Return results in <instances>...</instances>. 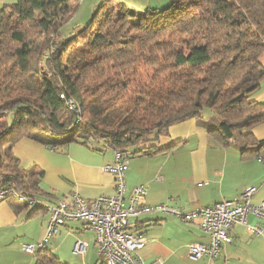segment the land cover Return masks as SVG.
Returning <instances> with one entry per match:
<instances>
[{
	"label": "trees",
	"instance_id": "16d2710c",
	"mask_svg": "<svg viewBox=\"0 0 264 264\" xmlns=\"http://www.w3.org/2000/svg\"><path fill=\"white\" fill-rule=\"evenodd\" d=\"M78 6L15 0L0 8V192L46 202L34 197L40 171L23 169L12 151L23 138L150 156L169 147L148 143L204 108L212 116L199 125L242 152L254 145L264 162V139L250 132L264 120V104L250 100L264 77V0H171L143 12L104 0L64 34ZM0 198L15 210L29 205ZM34 257L72 264L48 246Z\"/></svg>",
	"mask_w": 264,
	"mask_h": 264
},
{
	"label": "crops",
	"instance_id": "0c3cea01",
	"mask_svg": "<svg viewBox=\"0 0 264 264\" xmlns=\"http://www.w3.org/2000/svg\"><path fill=\"white\" fill-rule=\"evenodd\" d=\"M14 1L0 0V8ZM260 61L264 66V50ZM250 100L264 104V77ZM177 124L181 127L175 133L171 130L176 124L169 128L167 135L146 145L169 148L150 156L130 157L124 174L126 199L130 190L139 185L146 187L143 200L146 205L164 203L186 211L212 206L223 199L234 200L247 186L256 187L254 203L264 199V162L253 152L254 145L244 152L235 140L224 145L220 138L199 125L197 118ZM250 132L256 139H264V120L254 124ZM192 138L189 155L176 156L175 150ZM12 151L23 169L40 171V190L34 197L47 203L69 200L73 194L90 200L114 193L113 173L101 171L102 166L114 161V150L101 142H72L53 148L23 138ZM48 217V211L42 208L21 204L15 210L11 199L0 198V264H34V255L24 252L21 245L36 243L42 238ZM247 223L262 225V232H254L245 224L233 225L229 230L232 241L222 244L218 255L208 260L187 255L190 243L206 244L209 240L198 220L185 222L158 211L141 212L130 218L131 230L143 233L146 238L138 252L145 264H264V223L252 215L248 216ZM78 240L86 245L84 254L73 253ZM47 246L68 263L103 261L98 255L95 233L80 221L59 227Z\"/></svg>",
	"mask_w": 264,
	"mask_h": 264
},
{
	"label": "built area",
	"instance_id": "2783aa9c",
	"mask_svg": "<svg viewBox=\"0 0 264 264\" xmlns=\"http://www.w3.org/2000/svg\"><path fill=\"white\" fill-rule=\"evenodd\" d=\"M69 104H72V101H69ZM129 159V151L114 149V161L101 167V171L111 172L115 177V189L111 195H99L88 200L79 194H73L69 200L62 199L50 204L26 198L12 189L0 192L1 197L7 195L29 205L39 206L49 213L42 238L36 243H23L22 250L34 255L47 246L59 227L68 222L80 221L95 233L98 255L106 264H145L138 252L145 245L146 238L143 233L131 230L130 218L141 212L152 211L173 215L185 222L199 221L209 240L206 244L190 243L187 246V255L192 259H214L221 245L232 241L229 230L233 225L245 224L254 232H262V225L247 223L249 215L264 223V199L258 203L252 201L256 187H244L239 197L234 200L223 199L212 206L191 211L164 203L146 205L143 202L147 193L144 185L133 187L128 198H125L124 174ZM85 250V243L76 241L73 253L84 254Z\"/></svg>",
	"mask_w": 264,
	"mask_h": 264
},
{
	"label": "rangeland",
	"instance_id": "374dc122",
	"mask_svg": "<svg viewBox=\"0 0 264 264\" xmlns=\"http://www.w3.org/2000/svg\"><path fill=\"white\" fill-rule=\"evenodd\" d=\"M102 1H104V0H79V6H78L77 13L66 24V26L63 28L62 32L64 34H68L72 29H77V28L81 27L90 18L91 14H92V9L98 3L102 2ZM117 1H119V0H117ZM120 1L126 3V5L133 10H136L138 12H143L144 10H146L147 7L164 8V4L167 6L168 5L167 3L170 0H120ZM148 2H151V4ZM211 114H212V112L208 108H204L201 116L198 119L200 121H205L208 119L207 117L210 116ZM184 125H188V124H184ZM178 127H181V126L179 124H176L175 127H173L171 130L172 133H175ZM192 140H193V138L190 139V141H187L186 142L187 144L181 145L179 148H177V150H175L176 156L182 155V156L187 157L189 155V151L192 149V146H193L192 144H190V142Z\"/></svg>",
	"mask_w": 264,
	"mask_h": 264
}]
</instances>
